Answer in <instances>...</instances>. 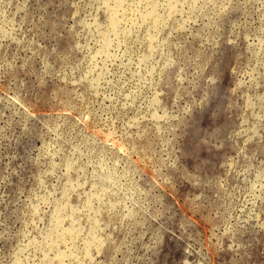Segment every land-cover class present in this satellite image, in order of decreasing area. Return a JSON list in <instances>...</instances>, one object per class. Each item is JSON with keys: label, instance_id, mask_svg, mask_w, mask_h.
<instances>
[{"label": "rangeland", "instance_id": "obj_1", "mask_svg": "<svg viewBox=\"0 0 264 264\" xmlns=\"http://www.w3.org/2000/svg\"><path fill=\"white\" fill-rule=\"evenodd\" d=\"M152 1L0 0V264H264V0Z\"/></svg>", "mask_w": 264, "mask_h": 264}, {"label": "bare ground", "instance_id": "obj_2", "mask_svg": "<svg viewBox=\"0 0 264 264\" xmlns=\"http://www.w3.org/2000/svg\"><path fill=\"white\" fill-rule=\"evenodd\" d=\"M109 1H110V0H109ZM123 1H124V0H114V7H113V9L110 8L108 2H106L107 4L105 5V8H107V11H108L109 9L112 10V12H113V14H114L113 19H114V18L116 19V18L118 17V15H119V16L122 15L121 17L123 18V16H125L124 14H128V13H124V14H123V12H122V14H119V10H120V9L122 8V6H123ZM140 1H141V0H140ZM144 1H145V0H144ZM151 1H152V0H151ZM155 1H156V0H155ZM159 1H160V0H159ZM178 1H179V0H178ZM178 1H176V2L179 4ZM152 2H153V1H152ZM174 2H175V1H174ZM140 3H141V2H140ZM140 3H138V7H141V6H142V4H140ZM149 3H150V2H149ZM158 3H159V2H158ZM158 3H157V4H158ZM165 3H166V2H165ZM170 3H171V2H170ZM180 3H181V2H180ZM124 4H125V3H124ZM171 4H172V3H171ZM125 5H126V4H125ZM125 5H124V6H125ZM139 5H140V6H139ZM159 5H160V4H159ZM159 5L156 7V8H157L156 10L154 9L155 11L158 10ZM172 5H174V4H172ZM106 6H108L109 9H108V7H106ZM110 6H111V5H110ZM130 6H131V5H130ZM155 6H156V4H155ZM155 6H154V8H155ZM162 6H164V5H162ZM167 6H169L168 9H171V10H172V9H175V8H170V6H171L170 4L167 5ZM180 6H181V5H180ZM135 7H136V6H135ZM145 7H146V6H145ZM152 7H153V6H152ZM172 7H173V6H172ZM177 7H178V6H177ZM181 7H182V6H181ZM150 8H151V7H150ZM182 8H183V9H186L185 7H182ZM151 9H152V11H153V8H151ZM162 9H163V7H162ZM135 10H136V9H135ZM146 10H149V9H147V7H146ZM171 10H170L169 12H171ZM123 11H124V9H123ZM131 11H132V10H131ZM136 11H137V10H136ZM140 11H141V9H140ZM152 11H151V14H146L147 17H149L148 15H151V16H152V14H153ZM155 11H154V12H155ZM166 11H167V9H166ZM175 11H176V9H175ZM178 11H179V10H178ZM186 11H187V10H186ZM124 12H125V11H124ZM127 12H128V11H127ZM132 12L134 13V11H132ZM144 12H145V11H144ZM173 12H174V11H173ZM181 12H182V11H181ZM184 12H185V11H184ZM107 13H108V12H107ZM117 13H118V15H116ZM133 13H132V15H133ZM137 13H138V15H139L140 12L137 11ZM155 13H156V12H155ZM160 13H161V12H160ZM160 13H159V14H160ZM175 13H176V12H175ZM135 14H136V13H135ZM195 14H196V13H195ZM110 15H111V13H110ZM146 15H145V16H146ZM160 15H161V14H160ZM160 15H159V16H160ZM175 15H176V14H175ZM175 15H174L173 17H175ZM177 15H178V14H177ZM198 15H199V14H198ZM115 16H117V17H115ZM136 16H137V15H136ZM136 16H135V18H136ZM145 16H144V17H145ZM157 16H158V15H157ZM163 16H164V15H163ZM180 16H181V15H180ZM196 16H197V15H196ZM140 17H142V16H140ZM153 17H154V14H153ZM183 17H184V16H182L181 18H183ZM124 18H125V17H124ZM149 18H150V17H149ZM167 18H168V17H167ZM167 18H166V19H167ZM171 18H172V17H171ZM110 19H111V18H110ZM115 19H114V20H115ZM131 19H132V18H131ZM147 19H148V18H147ZM168 19H169V18H168ZM168 19H167V20H168ZM179 19H180V18H179ZM114 20H113V21H114ZM117 20H118V18H117ZM134 20H135V19H134ZM141 20H142V19H141ZM144 20H145V18H144ZM152 20H153V19H152ZM170 20H171V19H170ZM188 20H189V19H188ZM188 20H186V21H188ZM113 21H112V23H113ZM119 21H120V20H119ZM119 21H116V23H118ZM122 21H123V20H122ZM122 21H121V22H122ZM183 21H184V18H183ZM192 21H193V20H192ZM192 21H191V22H192ZM121 22H119V23L121 24ZM141 22H142V21H141ZM143 22H144V21H143ZM145 22H146V21H145ZM158 22H159V21H158ZM136 23H137V22H136ZM136 23H135V25H134V24H133V25H134V26H137ZM167 23H168V22H167ZM189 23H190V22H189ZM192 23H194V22H192ZM120 24H119V25H120ZM123 24H124V23H123ZM125 24H126V23H125ZM157 24H158V23H157ZM157 24H156V25H157ZM178 24H179V23H178ZM182 24H184V23H182ZM182 24H181V26H183ZM187 24H188V23H187ZM109 25H110V24H109ZM112 26H114V24H112ZM115 26H116V24H115ZM126 26H127V25H126ZM141 26H143V25H141ZM141 26H140V27H141ZM178 26H179V25H178ZM188 26H189V25H188ZM106 27H107V26H106ZM110 27H111V26H110ZM116 27H117V26H116ZM132 27H133V26H132ZM137 27H138V26H137ZM155 27H156V26H155ZM169 27H170V26H169ZM171 27H172V26H171ZM183 27H185V26H183ZM186 27H187V26H186ZM112 28H113V27H112ZM117 28H118V27H117ZM119 28H120V27H119ZM119 28H118V29H119ZM134 28H135V27H134ZM138 28H139V27H138ZM109 29H111V28H109ZM120 29H121V28H120ZM120 29H119V30H120ZM130 29H131V28H130ZM130 29H129V30H130ZM142 29H143V28H142ZM155 29H157V28H155ZM180 29H182V28H180ZM180 29H179V30H180ZM192 29H194V28H192ZM107 30H108V29H107ZM113 30H114V29H113ZM113 30H112V31H113ZM125 30H126V29H125ZM129 30H128V32H129ZM133 30H134V29H133ZM172 30H173V29H172ZM182 30H183V29H182ZM182 30H181V31H182ZM184 30H185V29H184ZM184 30H183V31H184ZM123 31H124V30H123ZM126 31H127V30H126ZM130 31H131V30H130ZM154 31H155V30H154ZM156 31H157V30H156ZM168 31H169V30H168ZM183 31H182V32H183ZM186 31H187V30H186ZM107 32H108V31H107ZM116 32H117V30L115 31V33H116ZM124 32H125V31H124ZM158 32H159V31H158ZM161 32H162V31H161ZM191 32H192V31H191ZM191 32H190V33H191ZM198 32L200 33V30H199ZM131 33H132V31H131ZM171 33H172V31H171ZM175 33H176V31H175ZM177 33H178V32H177ZM129 34H130V33H129ZM148 34H149V33H148ZM102 35H103V34H102ZM141 35H142V34H141ZM150 35H151V34H150ZM160 35H161V33H160ZM235 35H236V34H235ZM100 36H101V35H100ZM108 36H109V35H108ZM114 36H116V35L114 34ZM129 36H130V35H129ZM155 36H156V35H154V37H155ZM102 37H103V36H102ZM109 37H110V36H109ZM118 37H119V35H118ZM118 37L116 36V39H117ZM159 37H160V36H159ZM106 38H107V37H106ZM106 38H105V39H106ZM110 38H111V37H110ZM114 38H115V37H114ZM120 38H121V37H120ZM124 38H125V37H124ZM131 38H132V37H131ZM149 38H150V37H149ZM170 38H171V37H170ZM181 38H182V37H181ZM158 39H159V38H158ZM211 39H212V38H211ZM232 39H233V38H232ZM108 40L111 41V39H108ZM117 40H118V42H119V39H117ZM136 40H137V39H136ZM136 40H135V41H136ZM155 40H157V39H155ZM155 40H154V42H156ZM221 40H222V38H221ZM221 40H220V41H221ZM260 40H261V39H260ZM263 40H264V39H263ZM150 41H153V39H152V40L150 39ZM157 41H158V40H157ZM164 41H166V40H164ZM213 41H214V40H213ZM223 41H224V40H223ZM106 42H108L107 39H106ZM158 42H159V41H158ZM215 42H216V41H215ZM221 42H222V41H221ZM103 43H104V42H103ZM119 43H120V42H119ZM164 43H165V42H164ZM106 44H107V43H106ZM106 44H103V45H106ZM108 44L111 46V48H110V46H108L109 49H112V45H111V43H108ZM112 44H113V43H112ZM149 44H151V43H149ZM184 44H185V43H184ZM118 45H119V44H118ZM164 45H165V44H164ZM164 45H163V47H164ZM220 45H221V44H220ZM260 45H261V44H260ZM147 46H148V44H147ZM168 46H169V45H168ZM218 46H219V45H218ZM257 46H258V45H257ZM102 47H103V46H102ZM149 47H150V46H149ZM158 47H159V46H158ZM251 47H252V44H251ZM255 47H256V46H255ZM262 47H263V46H262ZM262 47H261V48H262ZM147 48H148V47H147ZM164 48H166V47H164ZM164 48H163V49H164ZM107 49H108V48H107ZM107 49H106V51H107ZM109 49H108V50H109ZM158 49H160V47H159ZM250 49H251V48H250ZM263 49H264V48H263ZM147 50H148V49H147ZM260 50H261V49H260ZM99 51H100V50H99ZM150 51H151V49H150ZM263 51H264V50H263ZM100 52H101V51H100ZM147 52H148V51H147ZM154 52H155V51H154ZM260 52H261V51H260ZM168 53H169V52H168ZM103 54H104V53H103ZM151 54H152V52H151ZM162 54H163V53H162ZM215 54H216V53H215ZM256 54H257V53H256ZM256 54H255V55H256ZM259 54H260V53H259ZM259 54H258V55H259ZM144 55H145V54H144ZM146 55H147V54H146ZM258 55H257V57H258ZM261 55H262V54H261ZM106 56H108V55H106ZM252 56H253V55H252ZM259 56H260V55H259ZM150 57H151V56H150ZM253 57H254V56H253ZM255 57H256V56H255ZM109 58H110V57H109ZM160 58H161V57H160ZM160 58H159V59H160ZM107 59H108V58H107ZM107 59H106V60H107ZM146 59H148V58L146 57ZM146 59H144V60H146ZM154 59H155V58H154ZM260 59H261V58H260ZM114 60H115V59H114ZM107 61H108V60H107ZM146 61H147V60H146ZM148 61H149V60H148ZM150 61H151V60H150ZM139 62H140V60H139ZM159 62H160V61H159ZM251 62H252V61H251ZM257 62H258V61H257ZM130 63H131V62H129V64H130ZM141 63L143 64L144 61H142ZM263 63H264V62H263ZM127 64H128V63H127ZM134 64H135V63H134ZM259 64H260V62H259ZM132 65H133V64H132ZM144 65H145V64H144ZM137 66H138V65H137ZM257 66H258V65H257ZM125 67H126V66H125ZM142 67H143V66H142ZM146 67H147V66H146ZM161 67H162V66H161ZM137 68H139V67H137ZM165 68H166V66H165ZM258 68H259V67H258ZM258 68H257V69H258ZM139 69H140V68H139ZM144 69H145V68H144ZM154 69H155V68H154ZM154 69H153V70H154ZM162 69H163V68H162ZM248 69H249V68H248ZM136 70H137V69H136ZM153 70H151V72H152ZM250 70H251V69H250ZM154 71H155V70H154ZM199 71H200V70H199ZM151 72H150V73H151ZM209 72H210V71H209ZM147 73H148V72H147ZM155 73H156V72H155ZM135 75H136V74H135ZM148 75H149V73H148ZM151 75H152V74H151ZM177 75H178V73H177ZM140 76H141V75H140ZM213 76H214V75H213ZM133 77H134V76H133ZM137 77H138V76H137ZM141 77H142V76H141ZM243 77H244V76H243ZM176 78H177V77H176ZM193 78H194V77H193ZM250 78H251V77H250ZM253 78H254V77H253ZM257 79H258V78H257ZM134 80H135V79H134ZM151 80H152V79H151ZM163 80H164V78H163ZM208 80H209V79H208ZM212 80H213V79H212ZM160 81H162V80H160ZM178 81H179V80H178ZM252 81H253V80H252ZM259 81H260V80H259ZM259 81H258V82H259ZM261 81H262V80H261ZM145 82H146V81H145ZM155 82H156V81H155ZM167 82H168V81H167ZM181 82H182V81H181ZM241 82H242V81H241ZM137 83H138V82H137ZM164 83H165V81H164ZM174 83H175V82H174ZM151 84H152V83H151ZM171 84H172V83H171ZM257 84H258V83H257ZM165 85H166V84H165ZM243 85H244V84H243ZM254 85H255V84H254ZM151 87H152V86H151ZM161 87H162V86H161ZM252 87H253V86H252ZM256 87H257V86H256ZM135 88H136V87H135ZM179 88H180V87H179ZM240 88H241V87H240ZM243 88H244V87H243ZM257 88H258V87H257ZM151 89H152V88H151ZM254 89H255V87H254ZM133 91H134V90H133ZM178 91H179V90H178ZM194 91H195V90H194ZM235 91H236V90H235ZM134 92H135V91H134ZM175 92H176V91H175ZM236 92H237V91H236ZM245 92H246V91H245ZM256 92H257V91H256ZM176 93H177V92H176ZM246 93H248V92H246ZM244 94H245V93H244ZM250 94H251V93H250ZM133 95H134V94H133ZM159 95H160V94H159ZM159 95H158V96H159ZM179 95H180V94H179ZM207 95H208V94H207ZM182 96H183V95H182ZM127 97H128V96H127ZM183 97H184V96H183ZM128 98H131V97L129 96ZM184 98H185V97H184ZM193 98H194V97H193ZM203 98H204V96H203ZM205 98H206V97H205ZM263 98H264V97H263ZM198 99H199V98H198ZM258 99H259V98H258ZM133 100H135V99L133 98ZM152 100H153V99H152ZM193 101H194V100H193ZM256 101H257V100H256ZM154 102H155V101H154ZM245 102H246V101H245ZM261 102H262V101H261ZM184 103H185V102H184ZM187 103H188V102H187ZM254 103H255V102H254ZM158 104H160V103H158ZM196 104H197V103H196ZM201 104H202V103H201ZM247 104H248V103H247ZM153 105H154V103H153ZM190 105H191V104H190ZM193 105H194V104H193ZM253 105H254V104H253ZM178 107H179V106H178ZM250 107H251V106H250ZM253 107H254V106H253ZM180 108H181V107H180ZM187 108H188V107H187ZM259 108H260V107H259ZM160 109H162V108H160ZM162 110H163V109H162ZM164 110H165V109H164ZM189 110H190V109H189ZM249 110H250V109H249ZM164 112H165V111H164ZM181 112H182V109H181ZM170 113H171V112H170ZM170 113H169V114H170ZM184 113H185V112H184ZM244 113H245V112H244ZM258 113H259V111H258ZM262 113H263V112H262ZM155 114H156V113H155ZM155 114H154L153 117H155ZM182 114H183V113H182ZM187 114H189V113H187ZM190 114H191V113H190ZM171 115H173V114H171ZM263 115H264V114H263ZM165 116H166V115H165ZM182 116H183V115H182ZM260 116H261V115H260ZM158 117H159V116L156 117V120H155L156 122H157V120H158ZM161 117H163V116H161ZM161 117H160V118H161ZM172 118H173V116H172ZM176 118H177V117H176ZM152 119H153V118H152ZM162 119L164 120L165 117L162 118ZM248 119H249V118H248ZM258 119H259V118H258ZM261 119H262V118H261ZM243 120H244V118H243ZM159 121H160V120H159ZM202 121H203V120H202ZM246 121H247V120H246ZM171 122H172V121H171ZM171 122H169V124H170ZM241 122H242V121H241ZM252 122H253V121H252ZM256 122H257V120H256ZM150 123H151V120H150ZM154 123H155V122H154ZM157 123H158V122H157ZM166 123H167V122H166ZM181 123H182V122H181ZM249 123H251V122H249ZM164 124H165V123H164ZM159 125H160V123H159ZM240 127H241V126H240ZM242 127H243V126H242ZM157 128H158V126H157ZM246 128H247V127H246ZM238 129H239V128H238ZM250 129H251V128H249V130H250ZM262 129H263V128H262ZM245 130H246V129H245ZM249 130H247V131H249ZM258 130H259V129H258ZM240 131H242V130L240 129ZM259 131H260V130H259ZM252 132H253V131H252ZM242 136H243V135H242ZM253 136H254V135H253ZM257 137H258V136H257ZM254 139H255V138H254ZM259 139H260V138H259ZM256 140H257V139H256ZM262 140H263V139H262ZM262 140H261V141H262ZM236 142H237V141H236ZM263 145H264V144H263ZM246 146H247V145H246ZM242 148H243V147H242ZM247 148H248V147H247ZM120 149H121V148H120ZM243 149H244V148H243ZM257 151H258V150H257ZM257 151H256V152H257ZM256 152H255V153H256ZM243 154H244V153H243ZM248 154H249V153H248ZM243 156H244V155H243ZM246 157H247V156H246ZM262 163H263V162H262ZM256 166H257V165H256ZM251 167H252V166H251ZM258 167H259V165H258ZM247 168H248V167H247ZM138 188H139V186H138ZM133 189H134V188H133ZM134 191H135V190H134ZM262 192H263V190H262ZM262 192H260V193H262ZM175 197H176V196H175ZM87 198H88V197H87ZM120 198H121V197H120ZM92 199H94V198H92ZM132 199H133V198H132ZM174 199H175V198H174ZM174 199H173V200H174ZM178 199H179V198H178ZM126 201H127V200H126ZM174 201H175V200H174ZM176 201H177V200H176ZM87 202H88V201H87ZM131 202H132V201H131ZM85 203H86V202H85ZM88 205H89V204H88ZM124 205H125V204H124ZM87 207H91V206H87ZM115 207H116V206H115ZM109 210H111V209H109ZM137 210H139V209H137ZM83 211H84V210H83ZM125 211H126V210H125ZM81 212H82V211H81ZM81 212H80V214H81ZM92 212H93V211H92ZM131 212H133V211H131ZM131 212H129V214H130ZM137 212H139V211H137ZM101 213H102V211H101ZM126 213H127V212H126ZM103 214H104V213H103ZM107 215H109V214L107 213ZM107 215H106V216H107ZM130 215H131V214H130ZM130 215H129V216H130ZM95 216H96V215H95ZM99 216H100V215H99ZM118 216H119V215H118ZM88 217H89V216H88ZM127 217H128V216H127ZM103 218H104V215H103ZM123 218H124V217H123ZM74 219H75V218H74ZM86 219H87V218H86ZM88 219H89V218H88ZM96 219H97V218H96ZM259 219H260V218H259ZM71 220H72V219H71ZM115 220H116V219H115ZM62 221H63V219H62ZM62 221H61V222H62ZM72 221H74V220H72ZM83 221H84V220H83ZM93 221H94V220H93ZM105 221H106V219H105ZM124 221H125V220H124ZM59 222H60V221H58V223H59ZM61 222H60V223H61ZM110 222H112V221H110ZM114 222H115V221H114ZM132 222H133V221H132ZM62 223H63V222H62ZM62 223H61V224H62ZM108 223H109V222H108ZM61 224H60V225H61ZM77 224H78V223H77ZM95 224H96V223H95ZM99 224H100V222H99ZM71 225H72V224H71ZM73 225H74V224H73ZM73 225H72V226H73ZM81 225H82V224H81ZM84 225H86V224H84ZM84 225H83V226H84ZM104 225H106V224H104ZM111 225H112V224H111ZM125 225H126V224H125ZM131 225H132V224H131ZM61 226H63V225H61ZM66 226H67V225H66ZM72 226H70V227L72 228ZM97 226H98V225H97ZM120 226H121V225H120ZM74 227H75V225H74ZM122 228H123V226H122ZM106 229H107V227H106ZM127 229H128V228H127ZM97 230H98V229H97ZM75 231H76V230H75ZM79 231H80V230H79ZM94 231H96V230H94ZM103 231H104V230H103ZM69 232H70V235H71L72 233H71L70 230H69ZM69 232H68V234H69ZM76 232H77V231H76ZM91 232H92V231H91ZM101 232H102V231H101ZM112 232H114V231H112ZM125 232H126V231H125ZM65 233H66V232H65ZM80 233H81V232H80ZM85 233H86V232H85ZM96 233H97V232H96ZM105 233H106V232H105ZM62 234H64V233H62ZM81 234H82V233H81ZM52 235H53V234H52ZM73 235H75V234H73ZM73 235H72V236H73ZM90 235H91V233H89V236H90ZM79 236H80V235H79ZM82 236H83V235H82ZM102 236H103V235H102ZM108 237H109V236H108ZM110 237H111V236H110ZM113 237H114V236H113ZM62 238L64 239L65 237H63V235H62ZM77 239H78V238H77ZM111 239H112V238H111ZM64 240H65V239H64ZM83 240H84V239H83ZM59 241H60V240H59ZM87 241H88V239H87ZM95 241H96V240H94V242H95ZM97 241H98V240H97ZM52 242H53V241H52ZM57 242H58V241H57ZM72 242H73V241H72ZM79 242H80V241H79ZM98 242H99V241H98ZM105 242H106V241H105ZM66 243H67V242H66ZM89 243H90V242H89ZM108 243H109V242H108ZM47 244H48V243H47ZM53 244H54V243H53ZM90 244H91V243H90ZM102 244H103V243H102ZM51 245H52V244H51ZM54 245H55V244H54ZM65 245L67 246L68 243L65 244ZM87 245H88V244H87ZM93 245H94V244H93ZM47 246H48V245H47ZM98 246H99V245H98ZM100 246H101V244H100ZM53 247H54V246H53ZM73 247H74V246H73ZM77 247H78V246H77ZM101 247H102V246H101ZM106 247H107V245H106ZM49 248H50V247H49ZM66 248H67V247H66ZM102 248H103V247H102ZM84 249H85V248H84ZM87 249H88V248H87ZM103 249H104V248H103ZM69 250H70V249H69ZM104 250H105V249H104ZM92 251H94V250H92ZM67 252H68V251H67ZM76 252H77V250H76ZM82 252H83V251H82ZM101 252H102V251H101ZM62 253L65 254L63 251H62ZM73 253H74V251H73ZM83 253H84V252H83ZM97 253H98V252H97ZM58 254H60V253H58ZM63 254H62V255H58L57 258L55 257V258H56V261H57L58 264H64V263H65V260H66L67 258H66V256H63ZM88 254H89V253H88ZM88 254H87L86 257H89ZM117 254H118V252H117ZM65 255H67V254H65ZM71 255H73V254H71ZM98 255H99V254H98ZM46 256H47V255H46ZM116 256H117V255H115V257H116ZM47 257H48V256H47ZM47 257H46V259H48ZM74 257H75V256H74ZM99 257H101V255H99ZM65 258H66V259H65ZM69 258H70V257H69ZM72 259H74V258H72ZM72 259H71V260H72ZM87 259H88V258H87ZM124 259H125V258H124ZM44 260H45V259H44ZM48 260L50 261V258H49ZM113 260H115V259H113ZM116 260H117V259H116ZM127 260H128V259H127ZM69 261H70V259H69ZM45 262H46V261H45ZM90 262H91V261H90ZM92 262H93V261H92ZM49 263H50V262H49ZM82 263H83V262H82ZM72 264H73V263H72ZM79 264H80V263H79ZM91 264H92V263H91ZM110 264H111V263H110Z\"/></svg>", "mask_w": 264, "mask_h": 264}]
</instances>
